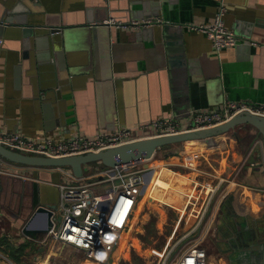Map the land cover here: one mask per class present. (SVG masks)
<instances>
[{
	"label": "crops",
	"instance_id": "obj_1",
	"mask_svg": "<svg viewBox=\"0 0 264 264\" xmlns=\"http://www.w3.org/2000/svg\"><path fill=\"white\" fill-rule=\"evenodd\" d=\"M219 7L238 43L217 51L190 26L211 23ZM111 17L160 22L129 30L106 26ZM227 101L264 114V0H0V133L66 140L125 127L143 138L157 135L153 121L186 130L191 111ZM252 130L238 125L142 160L141 192L109 259L84 263L175 264L191 245L206 264L264 263V158L249 148ZM0 166V264H40L44 249L54 251L22 234L20 197L33 190L38 205H57L67 177L51 166ZM178 230L196 238L168 263Z\"/></svg>",
	"mask_w": 264,
	"mask_h": 264
},
{
	"label": "built area",
	"instance_id": "obj_2",
	"mask_svg": "<svg viewBox=\"0 0 264 264\" xmlns=\"http://www.w3.org/2000/svg\"><path fill=\"white\" fill-rule=\"evenodd\" d=\"M224 13V7H219L211 23L190 26L191 30L203 32L217 51L238 43L234 31L225 25ZM104 22L112 27L130 30L141 25L159 23L160 20L121 22L111 18ZM246 110L259 113L253 106L236 101L225 102L219 110H193L191 111L192 122L188 129L211 127ZM152 125L157 135L184 131L179 129L177 122L168 118L153 121ZM134 139L138 138H133L131 129L125 127H120L113 132L98 133L92 137L76 136L66 140L46 137L37 139L26 137L20 132L0 133V144L8 149L19 153L51 157L96 151ZM2 161L6 162L0 157V163ZM141 161L113 167L103 166L97 172L81 177L74 176L67 167H56L67 177L57 185L59 198L56 213L59 211L60 221L56 222V214H53L52 227L39 238L40 244L43 247H51L55 244L69 245L83 251L84 256L89 260L107 261L120 231L126 226L138 201L145 178V169L139 165ZM0 172L3 170L0 169ZM175 264H206L205 250L199 245H191L182 252Z\"/></svg>",
	"mask_w": 264,
	"mask_h": 264
},
{
	"label": "water",
	"instance_id": "obj_3",
	"mask_svg": "<svg viewBox=\"0 0 264 264\" xmlns=\"http://www.w3.org/2000/svg\"><path fill=\"white\" fill-rule=\"evenodd\" d=\"M13 7L14 4L7 3L8 12ZM8 21L10 22L9 18L6 19V22ZM104 24L109 26L107 23ZM55 28H51L52 32L59 30ZM35 29L39 30L40 33L42 32L39 28ZM27 31V28H25L24 32L27 33ZM31 32H34L33 29ZM39 32L38 34L37 32L34 33L39 35ZM238 125H250L253 128V136L249 148L254 149L256 156H263L264 158V114L248 110L237 113L226 121L211 127L188 129L174 134L138 138L115 146L76 155L60 157L37 156L31 155L30 153L15 152L0 144V157L10 162L30 166H63L69 168L74 176L81 177L84 174V165L91 162H99L103 166L113 167L124 163L146 160L151 158L155 151L164 145L179 143L184 148L185 143L188 141L214 137ZM1 176L5 175L0 173ZM23 183L25 184L26 182ZM28 195H30L28 202H25V196L20 197L21 220H19L18 224L21 226L23 235L36 239L38 236H44L52 227L53 214H56V222L60 221V215L56 213L57 207L55 204L38 205L35 201L33 190L29 191Z\"/></svg>",
	"mask_w": 264,
	"mask_h": 264
},
{
	"label": "rangeland",
	"instance_id": "obj_4",
	"mask_svg": "<svg viewBox=\"0 0 264 264\" xmlns=\"http://www.w3.org/2000/svg\"><path fill=\"white\" fill-rule=\"evenodd\" d=\"M177 147V146H176ZM160 152V150H159ZM95 163H99V162H91V163H88L86 165H84V169L86 170L85 166H94L92 164H95ZM103 168V165L100 163L99 166L95 167V168H92L90 173L91 174L93 171L94 172H97V170H100ZM93 172V173H94ZM157 201V200H155ZM160 203V206H158V208H161L163 207V204L161 201H159ZM151 209H155V210H158L156 209V205L155 204H151L149 206ZM189 207V206H188ZM186 207V212L189 213V208ZM58 214H59V211H58ZM171 216V215H170ZM151 217L153 218V216L151 215ZM172 217V216H171ZM154 219V218H153ZM167 223L170 224L169 220H167ZM170 225L168 224H164L163 227L165 228H168ZM182 230V229H181ZM181 230H178V236H176L173 241H172V245L173 247L171 248V252L169 254V258L167 259L168 263H172L177 254L183 250L184 248L188 247V245H191L192 242L195 240L196 236H192L190 237L189 235H187L186 237L184 238H181L182 237V232ZM180 232V233H179ZM160 236L162 234H159ZM155 238V237H154ZM160 241V240H159ZM52 247V251H54V253L52 254H48L47 250L44 249V255L42 257V261L39 262L40 264L47 258V263L48 264H89V263H84L86 260L85 256H84V253L83 251L81 250H77L75 248H73L72 246H69V245H59V244H55L54 246H51ZM157 250V249H156ZM159 251V250H157ZM46 256V257H45ZM159 258V256H158ZM88 262V261H87ZM157 262V260H156Z\"/></svg>",
	"mask_w": 264,
	"mask_h": 264
},
{
	"label": "trees",
	"instance_id": "obj_5",
	"mask_svg": "<svg viewBox=\"0 0 264 264\" xmlns=\"http://www.w3.org/2000/svg\"><path fill=\"white\" fill-rule=\"evenodd\" d=\"M171 146H177L178 148H177V152H176V151L173 152L172 150H168L167 153H168L169 155H175V154H177V153H179V152H180V153H183L184 150H185V148H182V147H181V144H179V143H177V144H168V145H164V146L158 148L157 150H161V149H169ZM21 246H24V245H21ZM20 248H22V247H20Z\"/></svg>",
	"mask_w": 264,
	"mask_h": 264
},
{
	"label": "bare ground",
	"instance_id": "obj_6",
	"mask_svg": "<svg viewBox=\"0 0 264 264\" xmlns=\"http://www.w3.org/2000/svg\"><path fill=\"white\" fill-rule=\"evenodd\" d=\"M42 264H46V262L42 263Z\"/></svg>",
	"mask_w": 264,
	"mask_h": 264
}]
</instances>
